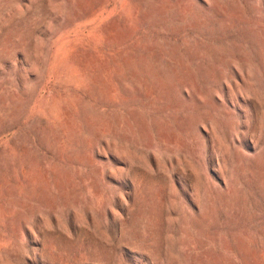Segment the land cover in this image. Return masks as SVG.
Wrapping results in <instances>:
<instances>
[{
    "label": "rangeland",
    "instance_id": "rangeland-1",
    "mask_svg": "<svg viewBox=\"0 0 264 264\" xmlns=\"http://www.w3.org/2000/svg\"><path fill=\"white\" fill-rule=\"evenodd\" d=\"M0 264H264V0H0Z\"/></svg>",
    "mask_w": 264,
    "mask_h": 264
}]
</instances>
